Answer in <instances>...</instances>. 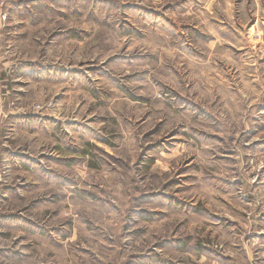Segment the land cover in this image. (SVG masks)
I'll use <instances>...</instances> for the list:
<instances>
[{"label": "rangeland", "instance_id": "obj_1", "mask_svg": "<svg viewBox=\"0 0 264 264\" xmlns=\"http://www.w3.org/2000/svg\"><path fill=\"white\" fill-rule=\"evenodd\" d=\"M0 264H264V0H0Z\"/></svg>", "mask_w": 264, "mask_h": 264}]
</instances>
